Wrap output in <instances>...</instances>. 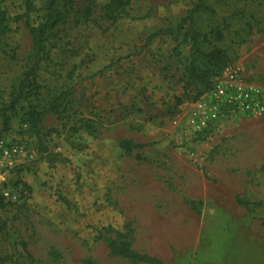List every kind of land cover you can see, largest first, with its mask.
Here are the masks:
<instances>
[{
	"label": "rangeland",
	"instance_id": "1",
	"mask_svg": "<svg viewBox=\"0 0 264 264\" xmlns=\"http://www.w3.org/2000/svg\"><path fill=\"white\" fill-rule=\"evenodd\" d=\"M24 1L0 0V106L31 53L25 19L16 20ZM93 1L88 21L74 14L49 35L37 95L8 130L0 120V139L23 148L0 170V187L20 195L0 198V264H133L109 255L103 239L117 233L163 264H264V117L228 114L193 133L190 46L182 33H158L176 28L193 1L132 0L114 24L101 20L106 0ZM207 3L213 13L195 25L207 37L222 31L212 43L228 56L223 73L264 90V0ZM59 94V116L36 129L25 122L29 107L44 111ZM123 139L143 148L126 156ZM237 198L262 206L248 211Z\"/></svg>",
	"mask_w": 264,
	"mask_h": 264
},
{
	"label": "trees",
	"instance_id": "2",
	"mask_svg": "<svg viewBox=\"0 0 264 264\" xmlns=\"http://www.w3.org/2000/svg\"><path fill=\"white\" fill-rule=\"evenodd\" d=\"M192 1V8L180 19L176 28L161 29L158 33L176 35L177 37L182 33V42L190 46L185 76L189 84L198 86L197 97L199 99L201 95L210 91L212 80L222 75L228 64V56L224 50L215 45L221 43L224 38L220 29L212 30L207 37L196 28V19L200 14L213 13L211 6L207 3L209 0ZM93 2V0H87L88 6L81 9L74 4V0H43L40 6H37L35 0L24 1L25 13L16 20L25 19L32 48L31 53L24 61L20 77L11 88L8 101L0 106V120L4 131L9 129L10 120L17 114L19 106L38 93L40 87L36 81L37 72L40 64L46 58L45 50L49 35L57 27L65 24L74 14L83 21H88L93 13L91 7ZM131 2L132 0H106L99 7L101 20L114 24L123 18H127L129 16L127 9L131 6ZM4 21L2 15L1 24ZM175 54L178 55V51ZM47 106L44 111H37L29 107L23 114L25 122L36 129L46 115L59 116L64 108V98H61V94L55 95ZM118 148L124 155L130 156L134 151L142 149L143 145L123 139L118 142ZM236 203L248 211L262 206V203H250L241 198H237ZM189 204V207L194 208V203L190 202ZM102 230L107 234L113 232L110 227ZM117 236L121 238L122 235L117 233ZM98 237L103 239L102 236ZM120 238L103 239L111 257L123 259L133 264H163L159 259L132 250L130 245Z\"/></svg>",
	"mask_w": 264,
	"mask_h": 264
},
{
	"label": "built area",
	"instance_id": "3",
	"mask_svg": "<svg viewBox=\"0 0 264 264\" xmlns=\"http://www.w3.org/2000/svg\"><path fill=\"white\" fill-rule=\"evenodd\" d=\"M228 114L252 118L264 117V90L242 81L238 71L225 72L212 80L210 91L193 104L187 128L198 134L211 129ZM23 153L21 145L8 144L0 139V170L6 169ZM0 198L6 203H17L18 190L0 187Z\"/></svg>",
	"mask_w": 264,
	"mask_h": 264
}]
</instances>
